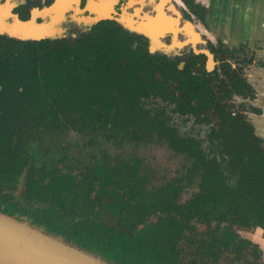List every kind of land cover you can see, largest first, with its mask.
<instances>
[{"label": "trees", "instance_id": "16d2710c", "mask_svg": "<svg viewBox=\"0 0 264 264\" xmlns=\"http://www.w3.org/2000/svg\"><path fill=\"white\" fill-rule=\"evenodd\" d=\"M189 61L108 19L74 37L0 33V213L109 264H264L237 231L264 232V143L236 102L249 83ZM150 144L174 162L162 177L120 152Z\"/></svg>", "mask_w": 264, "mask_h": 264}, {"label": "flooded vegetation", "instance_id": "af4514ba", "mask_svg": "<svg viewBox=\"0 0 264 264\" xmlns=\"http://www.w3.org/2000/svg\"><path fill=\"white\" fill-rule=\"evenodd\" d=\"M197 1L193 0L196 6L191 9L185 0H182L183 6L179 8L174 0H0V33L25 39L74 37L86 33L98 21L108 19L139 35L150 52L166 54L174 59L178 68L191 65L189 60L193 58V72L217 73L220 78L225 75L222 64H230L249 83V97L238 96L236 102L242 101L240 110L264 143V77L254 73L256 69L264 67V61L255 55L258 46L250 45L247 40L229 43L221 37H216L214 42L199 30V34L193 32L196 27L194 17L210 30L206 17L207 4L200 6ZM170 4L173 6L170 7ZM16 19L29 22V35L19 29ZM156 29L159 32L156 33ZM154 36L161 38L158 45L162 49L169 47L168 40L179 51L165 52L153 47L151 42ZM204 48L212 53L211 63L202 51ZM259 228V235L264 237L263 229L259 226L238 227L237 231L258 244L264 261V249L256 235L249 233L248 236L241 232L243 229L252 232Z\"/></svg>", "mask_w": 264, "mask_h": 264}, {"label": "water", "instance_id": "95a60500", "mask_svg": "<svg viewBox=\"0 0 264 264\" xmlns=\"http://www.w3.org/2000/svg\"><path fill=\"white\" fill-rule=\"evenodd\" d=\"M16 22L19 29L24 34L29 35L27 30L29 22L19 19H16ZM172 29L175 30L174 28ZM217 29L224 30L221 28ZM155 32L157 33L159 30L156 29ZM202 51L208 56L211 63L212 53L207 48L202 49ZM0 264L109 263L97 255L66 243L57 236L44 233L26 221H19L0 213Z\"/></svg>", "mask_w": 264, "mask_h": 264}, {"label": "crops", "instance_id": "0c3cea01", "mask_svg": "<svg viewBox=\"0 0 264 264\" xmlns=\"http://www.w3.org/2000/svg\"><path fill=\"white\" fill-rule=\"evenodd\" d=\"M206 17L210 28L225 42L247 40L250 45L256 44L255 55L264 61V0H208ZM254 73L264 77V67ZM260 232V228L254 230L258 238Z\"/></svg>", "mask_w": 264, "mask_h": 264}, {"label": "rangeland", "instance_id": "374dc122", "mask_svg": "<svg viewBox=\"0 0 264 264\" xmlns=\"http://www.w3.org/2000/svg\"><path fill=\"white\" fill-rule=\"evenodd\" d=\"M174 1L177 4L178 8L183 6L182 0H174ZM198 1H199L200 6L203 4H207V0H198ZM169 6L172 7L173 4H170ZM193 22L195 23V26H196L192 30L193 32H196L197 34H199V32H201L207 38H210L214 42L216 41V37H218V36L215 34V30L213 29V27L210 28V30L206 27H203L202 24H200L199 20L196 17H194ZM198 30H199V32H198ZM160 40H161V38L159 36H154V38L152 39L151 45L153 47L159 48L165 52H169L171 50L175 51V52L179 51L177 46H175L173 42H171V43H170V41L168 42V40L167 41L164 40V41L169 43V47L166 49L165 48L162 49L160 47V45H158V42ZM215 57L218 58L217 55H215ZM248 117H249V115H248ZM175 122L178 123L179 130L183 133L193 134L195 136H199L202 138H205V136H206L207 127L205 125H200L199 123L194 122L192 119L184 121L181 118L175 117ZM80 136L75 134L70 139V142L72 144L71 152L74 154H80V149H81L80 145L82 143H84L81 140ZM46 143H49L48 140H46ZM205 143H206V141L204 142V144ZM105 147L111 152L116 151L115 146L110 145L108 143L106 144ZM120 152L125 156H127L131 153H135V154L141 155L143 158H145V160L147 161L148 169H144V171L147 172L148 175H151V174L154 175V173L156 175V172L152 171L155 169L157 170L158 174L166 173V171L171 169V167L173 166V163H174L172 158L170 157L169 150L165 149L164 147H159L156 144L142 145V146H136V147H133L131 145H127L124 148H122L120 150ZM175 163H178V162L176 161ZM163 175H165V174H162L161 177ZM241 232H242V234L248 235V236H249V233L252 235L254 234V231L250 232L249 229H243V230H241ZM257 235L258 234H256V237L258 238ZM258 240L260 241V243L264 249V237L260 236L258 238Z\"/></svg>", "mask_w": 264, "mask_h": 264}]
</instances>
